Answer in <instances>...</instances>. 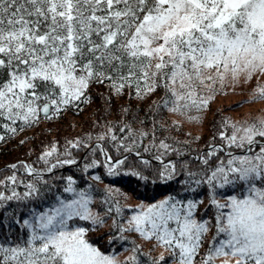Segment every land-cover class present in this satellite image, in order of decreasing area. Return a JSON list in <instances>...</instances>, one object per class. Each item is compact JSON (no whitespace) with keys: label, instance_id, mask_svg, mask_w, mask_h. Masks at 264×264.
Segmentation results:
<instances>
[{"label":"snow or ice","instance_id":"6c2138e0","mask_svg":"<svg viewBox=\"0 0 264 264\" xmlns=\"http://www.w3.org/2000/svg\"><path fill=\"white\" fill-rule=\"evenodd\" d=\"M257 74L264 76V0H0V120L11 124L31 125L41 113L50 118L80 101L93 81H112L117 91L133 80L147 92L162 86L163 106L183 114L207 106L217 82ZM254 99H264V87ZM224 126L232 128L231 135L221 133L226 148L243 154L227 152L226 162L194 181L209 186L218 210L216 235L199 264H264V119L239 126L225 120ZM71 183L66 191H74ZM27 187L25 197L39 191ZM226 187L239 194L222 204L216 190ZM77 195L25 220L29 239L0 244V264H117L115 255L84 239L83 228L69 225L73 217L92 218L88 198ZM12 197L0 195V201ZM196 206L165 200L129 220L127 230L171 253L170 261L160 256L150 264H196L210 230L194 219ZM128 261L141 264L137 255Z\"/></svg>","mask_w":264,"mask_h":264},{"label":"trees","instance_id":"16d2710c","mask_svg":"<svg viewBox=\"0 0 264 264\" xmlns=\"http://www.w3.org/2000/svg\"><path fill=\"white\" fill-rule=\"evenodd\" d=\"M231 83L235 84L230 78L223 84L217 82L207 106L183 113L190 120L204 117L203 132L171 119L172 112L163 106L168 97L162 86L147 92L143 82L138 89L135 80L125 82L119 91L112 81H93L80 101L62 106L50 118L41 113L31 125L0 120V195L12 197L17 193L12 199L0 201V244L24 245L31 234L24 225L28 217L84 193L91 197L88 205L96 215L89 211L92 218L73 217L69 225L83 228L89 244L110 256L137 255L141 264H150L160 256L170 261V252L157 246L154 239L148 241L138 232L127 230L128 222L144 205L172 199L187 204L191 200L197 205L194 219L210 226L196 257L199 264L216 235L218 210L211 202L209 186L194 181L203 179L204 173L221 160L226 162L227 152L243 154L241 149L226 148L221 133L231 135L232 128L224 126L225 120L239 126L264 119V107L241 111L246 102L264 101L254 99L258 87H264V77L254 75L248 85ZM198 91L204 96L210 94L208 88ZM238 93L244 96L240 101L222 102ZM214 101L216 106L211 104ZM6 124L16 131H9ZM214 147H224L226 152L208 156ZM254 151L259 152V147ZM48 152L52 154L45 156ZM70 180L72 192L65 190ZM29 184L39 191L25 197ZM216 192L222 204L226 197L239 194L231 187ZM134 247L137 253L131 251ZM214 264H223V260L217 259Z\"/></svg>","mask_w":264,"mask_h":264},{"label":"rangeland","instance_id":"374dc122","mask_svg":"<svg viewBox=\"0 0 264 264\" xmlns=\"http://www.w3.org/2000/svg\"><path fill=\"white\" fill-rule=\"evenodd\" d=\"M261 77H264V76H262L261 75ZM248 80H245L244 79V77L242 76L241 78H240V80L239 81H237V82H235V84H237V85H239V86H241V85H248ZM233 86H235V84H233V83H231ZM238 87V86H237ZM237 87H234V88H237ZM238 89V88H237ZM246 94V93H245ZM248 95L250 96L251 94H249L248 93ZM205 96H207V94L205 95ZM244 96H243V94H241V93H238L237 95H234V96H230V97H228V98H225V99H223L222 100V102H225V103H232V102H237V101H240L242 98H243ZM252 97V96H251ZM211 100H209V102H210ZM208 102V103H209ZM212 105H214V106H216V101H214V102H212L211 103ZM258 107H260V108H262V107H264V101H260V102H257V103H254V104H252V103H250V102H246L245 103V105H244V108H242L241 109V111L242 110H250V109H255V108H257L258 109ZM170 117H171V119L173 120V121H179V122H181V123H183L184 124V126L187 128V129H190V130H193V131H197V132H203L204 131V128H205V120H204V122H203V119H204V117H203V119L202 118H200V119H196V118H194V120H190V119H187L183 114H181V113H174V112H172L171 113V115H170ZM201 117V116H200ZM261 120V119H260ZM86 197L88 198V200L89 201H91L92 199H91V197L89 196V195H86ZM75 199V198H74ZM73 199V200H74ZM79 199V198H78ZM72 200H70L69 202H71ZM223 201H225L226 202V199H224ZM154 206V205H153ZM149 207H152V206H149V205H144L143 207H141V211H147V209L149 208ZM87 208H88V210L91 212H93L95 215H96V213H95V211L94 210H90V207H89V205L87 204ZM139 214V213H138ZM33 214L30 216V217H28L26 220H29V221H33ZM85 239V238H84ZM94 247V246H93ZM105 255H107V254H105ZM108 256H110V255H108ZM131 255H129V254H125V255H122V256H120V257H118V256H116V259H117V264H126V260L130 257Z\"/></svg>","mask_w":264,"mask_h":264},{"label":"water","instance_id":"95a60500","mask_svg":"<svg viewBox=\"0 0 264 264\" xmlns=\"http://www.w3.org/2000/svg\"><path fill=\"white\" fill-rule=\"evenodd\" d=\"M42 115H43V113H42ZM44 116V115H43Z\"/></svg>","mask_w":264,"mask_h":264}]
</instances>
